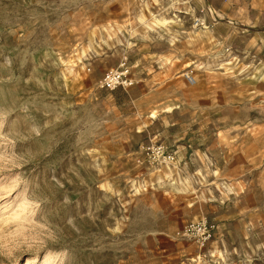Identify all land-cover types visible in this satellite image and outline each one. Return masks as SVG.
Instances as JSON below:
<instances>
[{
  "label": "rangeland",
  "instance_id": "rangeland-1",
  "mask_svg": "<svg viewBox=\"0 0 264 264\" xmlns=\"http://www.w3.org/2000/svg\"><path fill=\"white\" fill-rule=\"evenodd\" d=\"M149 141L175 179L136 165ZM236 194L247 236L198 258L176 232ZM4 203L0 264H264V0H0Z\"/></svg>",
  "mask_w": 264,
  "mask_h": 264
},
{
  "label": "built area",
  "instance_id": "built-area-1",
  "mask_svg": "<svg viewBox=\"0 0 264 264\" xmlns=\"http://www.w3.org/2000/svg\"><path fill=\"white\" fill-rule=\"evenodd\" d=\"M204 25L203 18H197L194 21V27H202ZM89 72V68L87 69ZM185 80L188 84H194V78L190 73L185 74ZM134 84L131 77V70L123 60L116 68H111L104 72L98 82V88L107 91L115 89L126 90ZM139 157L135 163L139 167H143L147 172L159 175L165 179L172 180L181 172V161L177 158V153L172 147L165 143L149 141L142 144L138 150ZM167 173L168 175L167 177ZM218 235V226L211 222L207 217L201 216L195 221L184 224L179 231L176 232L177 238L185 239L194 244L199 250L198 258L201 257L203 250L215 240ZM212 255V254H211ZM204 257V255H203ZM215 262V264H223V260Z\"/></svg>",
  "mask_w": 264,
  "mask_h": 264
},
{
  "label": "crops",
  "instance_id": "crops-1",
  "mask_svg": "<svg viewBox=\"0 0 264 264\" xmlns=\"http://www.w3.org/2000/svg\"><path fill=\"white\" fill-rule=\"evenodd\" d=\"M232 199L233 201H231L230 210L233 211L227 213L219 211L218 209L211 210L213 216H211L210 218L211 220L217 222L216 224L218 226V232L220 234L219 238H217L215 241H223V238L221 239L223 234H229V236L231 237L235 230H238L239 234L238 232L236 233V239H234V241H243L242 236H247L244 229L245 223L243 221H240V219L242 220V217H244V215H241V212H237L239 211L238 204L241 200H244V198L240 197V194H236L232 197Z\"/></svg>",
  "mask_w": 264,
  "mask_h": 264
},
{
  "label": "bare ground",
  "instance_id": "bare-ground-1",
  "mask_svg": "<svg viewBox=\"0 0 264 264\" xmlns=\"http://www.w3.org/2000/svg\"><path fill=\"white\" fill-rule=\"evenodd\" d=\"M5 205H6V203H4V205H0V210L6 208ZM17 214H18V213H17ZM13 215H14V214H13ZM193 261H194V260H193Z\"/></svg>",
  "mask_w": 264,
  "mask_h": 264
}]
</instances>
